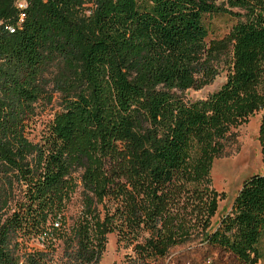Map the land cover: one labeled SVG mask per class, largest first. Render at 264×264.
I'll return each mask as SVG.
<instances>
[{"label": "trees", "instance_id": "trees-1", "mask_svg": "<svg viewBox=\"0 0 264 264\" xmlns=\"http://www.w3.org/2000/svg\"><path fill=\"white\" fill-rule=\"evenodd\" d=\"M220 70L217 91L183 99ZM52 91L62 110L31 140ZM258 112L264 166V0H0V264H98L109 234L128 264L195 240L259 264L264 172L215 225L210 178ZM78 171L84 207L66 229ZM55 233L62 260L26 250Z\"/></svg>", "mask_w": 264, "mask_h": 264}, {"label": "rangeland", "instance_id": "rangeland-1", "mask_svg": "<svg viewBox=\"0 0 264 264\" xmlns=\"http://www.w3.org/2000/svg\"><path fill=\"white\" fill-rule=\"evenodd\" d=\"M220 32L226 30L223 21H217ZM226 80V72L220 70L213 81L200 89H187L181 92L186 101L205 99L217 91ZM51 88V87H50ZM51 101L39 102L35 106V114L27 128L29 139L38 140L45 131L47 125L55 118L63 107L62 95L59 92H51ZM261 112L250 116L242 125L233 130L235 141L228 142L222 155L212 159L210 168L211 187L221 194L217 199V211L212 219L215 225L221 215L230 210L233 199L241 187L243 181L250 176L263 173L264 166L261 160L259 125ZM81 172L73 174L75 188L69 193L65 201L61 217L66 229H69L79 220L84 207V194L81 185ZM62 235L55 233L51 241L43 238H33L26 244L27 251H48L53 258L62 260L64 245ZM50 244V245H49ZM261 260L264 264V237L259 244ZM131 254L130 248L118 245L115 234L107 235L105 249L98 264H128L126 256ZM148 264H240L228 253L206 244H200L197 240L183 246L173 248L170 253L158 260H150Z\"/></svg>", "mask_w": 264, "mask_h": 264}, {"label": "built area", "instance_id": "built-area-1", "mask_svg": "<svg viewBox=\"0 0 264 264\" xmlns=\"http://www.w3.org/2000/svg\"><path fill=\"white\" fill-rule=\"evenodd\" d=\"M19 7H20V8H24V7H25V4H24L23 2H21V3L19 4Z\"/></svg>", "mask_w": 264, "mask_h": 264}]
</instances>
